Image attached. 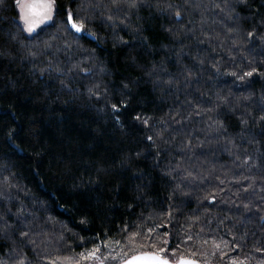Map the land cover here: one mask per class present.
Wrapping results in <instances>:
<instances>
[{"label":"trees","instance_id":"obj_1","mask_svg":"<svg viewBox=\"0 0 264 264\" xmlns=\"http://www.w3.org/2000/svg\"><path fill=\"white\" fill-rule=\"evenodd\" d=\"M54 4L31 35L0 5V264H264V0Z\"/></svg>","mask_w":264,"mask_h":264},{"label":"snow or ice","instance_id":"obj_2","mask_svg":"<svg viewBox=\"0 0 264 264\" xmlns=\"http://www.w3.org/2000/svg\"><path fill=\"white\" fill-rule=\"evenodd\" d=\"M240 4H246L247 0H237ZM4 3V0H0V5ZM55 0H16L17 7H19L21 12V20L25 24V31L32 33L40 25L47 21L52 20V11ZM120 3H126L131 8L138 7L137 0H113L114 6H118ZM219 7V5H217ZM223 11V9H221ZM179 17V13H177ZM230 19H239L238 16L232 17ZM68 23L76 31L80 32L83 28V24H77L73 21V16L71 13L68 14ZM249 37L253 35L252 32L248 33ZM246 75H251V73H246ZM113 109L116 110V106L113 105ZM139 119V117H137ZM147 123V121H145ZM152 138L149 137V140ZM22 236H27V233H21ZM97 259L95 251L88 253L85 258ZM112 259H117L113 256ZM23 264V261H21ZM121 264H171L167 259L162 258L159 254L141 253L139 255H132L130 258L121 261ZM175 264H194V262L185 260L183 257L176 261Z\"/></svg>","mask_w":264,"mask_h":264},{"label":"rangeland","instance_id":"obj_3","mask_svg":"<svg viewBox=\"0 0 264 264\" xmlns=\"http://www.w3.org/2000/svg\"><path fill=\"white\" fill-rule=\"evenodd\" d=\"M54 8H55V4L53 6L52 17L54 13ZM16 9L18 10L17 20L21 24L22 28L25 29V24L20 18L21 12L19 7H17V4H16ZM50 22L51 20L47 21L44 24H40L32 33H28L25 30L24 31L27 35H31L35 33L37 30H39L42 26L47 25ZM132 246H137V245L133 244L132 242H125L121 244L107 238L99 242L96 246L84 252H81L79 254L67 258L50 261V263L48 264H118L120 261L125 259L130 254L134 252L144 251V246H137V247H132ZM93 251H95L97 259H92L90 257L85 258L88 256V253ZM113 256L117 257V259L115 260L112 259ZM239 264H248V263L240 262Z\"/></svg>","mask_w":264,"mask_h":264},{"label":"water","instance_id":"obj_4","mask_svg":"<svg viewBox=\"0 0 264 264\" xmlns=\"http://www.w3.org/2000/svg\"><path fill=\"white\" fill-rule=\"evenodd\" d=\"M67 20H68V16H67ZM68 24H69V23H68ZM69 27H70L75 33H77V34H80V33H81V31H80V32H76V31L71 27L70 24H69ZM141 253L158 254V253L153 252V251H139V252H135V253H133V254L127 256L125 259L130 258L132 255H139V254H141ZM159 255H160V254H159ZM160 256H161L162 258H164V259L169 260L168 258L163 257L162 255H160ZM181 258H182V257H181ZM181 258H179V259H177V260H175V261H172V260H169V261L171 262V264H175V262L178 261V260H180ZM183 258H184L185 260H189V261L194 262V264H210V263H204V262H202L201 260L196 259V258H190V257H183ZM123 260H124V259H123ZM118 264H121V261H120Z\"/></svg>","mask_w":264,"mask_h":264},{"label":"flooded vegetation","instance_id":"obj_5","mask_svg":"<svg viewBox=\"0 0 264 264\" xmlns=\"http://www.w3.org/2000/svg\"><path fill=\"white\" fill-rule=\"evenodd\" d=\"M16 13H17V15H18V10H16Z\"/></svg>","mask_w":264,"mask_h":264}]
</instances>
